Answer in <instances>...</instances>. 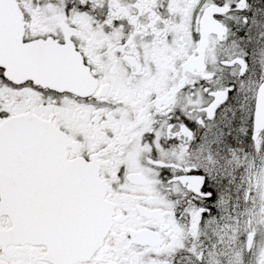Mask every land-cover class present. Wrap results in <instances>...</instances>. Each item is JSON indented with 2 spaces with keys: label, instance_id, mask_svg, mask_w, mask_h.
Masks as SVG:
<instances>
[{
  "label": "snow or ice",
  "instance_id": "6c2138e0",
  "mask_svg": "<svg viewBox=\"0 0 264 264\" xmlns=\"http://www.w3.org/2000/svg\"><path fill=\"white\" fill-rule=\"evenodd\" d=\"M0 264H264V0H0Z\"/></svg>",
  "mask_w": 264,
  "mask_h": 264
}]
</instances>
